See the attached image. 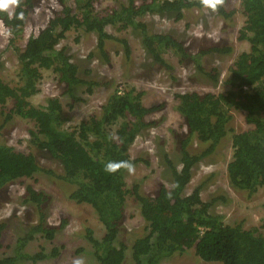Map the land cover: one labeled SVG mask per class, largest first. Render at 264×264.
Here are the masks:
<instances>
[{
    "label": "trees",
    "instance_id": "16d2710c",
    "mask_svg": "<svg viewBox=\"0 0 264 264\" xmlns=\"http://www.w3.org/2000/svg\"><path fill=\"white\" fill-rule=\"evenodd\" d=\"M229 1L222 0L215 10L211 7L207 10L231 21L239 9L230 7ZM36 2L19 0L11 18L9 11H0V20L11 33L8 48L17 52L19 78V85L13 86L0 74V106L12 103L4 122L0 123V203L3 190L18 179L38 180L44 175L54 181L61 180L67 185L69 199L90 204L105 227L100 237L87 228L85 237L90 248L82 246L77 250L78 254H92L95 264H163L189 250L207 262L264 264V220L261 226L246 228L244 221L225 223L223 214L213 212L216 201L228 200L222 192L216 198H202V190L213 173L206 182L189 190L195 167L215 155L219 145L228 138L233 146V155L226 167L229 185L249 197L264 187V0H242L240 11L245 21L239 39L246 40L249 49L234 59L225 80L226 91L175 94L178 102L175 107L184 118L186 133L173 132L180 156H176L177 161L160 143L159 155L164 166L160 174L164 181L152 192L143 190V179L128 183L136 165H151L149 158L133 156L131 147L146 129L157 124L149 116L162 105L148 107L142 90L118 86L101 105L100 113L91 114L75 126H66L69 118L65 108L73 111L74 104L84 101L83 96L93 93L103 82L93 79V69H83L75 61L69 46L60 44L70 31L77 32V42L83 34L93 33L97 45L89 58L110 63L108 47L116 42L126 63L133 54L128 34H133L139 38L144 58L153 63L145 61L142 66L148 65L152 71L158 66L174 70L169 61L177 57L180 63H193L216 84L219 69H206L203 57L212 54L221 58L233 48L217 44L193 53L176 35L155 32L142 19L151 14L180 21L186 10L206 8L201 0H143L140 3L129 0L106 12H97L94 0H58L61 9L21 47L18 42ZM21 14L23 18H19ZM109 26L113 32L107 30ZM44 70L56 73L59 82L65 85L63 95L69 97L67 103L62 102L61 96L49 97L40 106L31 103L30 98L40 91ZM236 111L244 114L250 125L248 130L237 132L233 127ZM16 117L34 124L29 130L26 152L17 150L5 139L4 131ZM195 141L198 148L191 152L189 147ZM42 157L53 160L57 168L42 165ZM110 162L115 171H106ZM130 198L137 203L145 225L142 234L129 244L123 238V224ZM20 199L24 206L35 209L37 221L19 230L12 253L1 256L0 264L37 263L59 254L56 246L51 252L46 248L29 252L32 242L38 238L52 241L66 224L65 221L61 226L48 223L44 206L48 195L28 185ZM6 227V222L0 223V239Z\"/></svg>",
    "mask_w": 264,
    "mask_h": 264
},
{
    "label": "rangeland",
    "instance_id": "374dc122",
    "mask_svg": "<svg viewBox=\"0 0 264 264\" xmlns=\"http://www.w3.org/2000/svg\"><path fill=\"white\" fill-rule=\"evenodd\" d=\"M129 0H94V6L97 12L111 11L122 3H128ZM143 0H135L140 3ZM242 0H230L229 5L232 8L239 9L231 18V21L223 19L215 11L204 8L186 10L184 18L175 21L163 15L146 14L142 19L149 24L150 29L155 32L172 33L183 41L189 51L196 53L200 49L220 45H228L233 48L230 54L216 57L207 54L203 57V66L206 69L217 67L220 72L219 82L216 84L205 75H202L193 63H180L177 57L170 58V64L174 70L167 67H157L156 70L150 66H142L141 63L148 59L144 58L145 52L136 35L128 34L133 47V54L130 61L124 62V55L119 46L113 42L109 47L111 62L105 63L97 58H89L97 45L95 34H83L80 41H76L77 32L70 31L67 38L60 46H69L71 53L75 55V61H78L83 69H93L92 77L95 80H101L103 84L95 87L93 93L85 94L84 101L74 104V110H66V126L72 127L80 121L88 119L93 113H100V108L106 102L109 95L116 87L125 88L135 86L144 92V103L148 107L161 106L149 116L150 120L157 122L144 134L140 135L131 147L133 156H142L150 159L151 165L138 164L130 172L128 183L136 179H143V190L152 192L158 188L159 183L164 181L160 174L161 166L160 143L166 148L170 156L176 158L179 155L178 146L175 143L173 132L186 133L184 118L176 110L178 102L175 99L176 93L196 91L199 93L225 92L227 85L225 80L229 75V69L234 63V59L243 51L249 49V43L246 40L239 39V31L244 25L245 16L240 11ZM14 7L9 11L14 12ZM61 9L58 0H37L36 7L27 18L24 26V34L18 45L24 47L31 35H36L45 28L51 18ZM108 31L113 32L109 26ZM127 36V33H126ZM11 38L9 28L0 20V74L5 81L13 86L19 85L17 52L8 48ZM153 64V63H152ZM65 85L60 83L56 73L50 70L43 71V78L40 81V91L30 98L32 104L36 106L46 104L49 97L61 96L63 103L69 101V97L63 95ZM12 103L2 107L0 106V123L4 122L6 114L11 109ZM33 123L16 117L9 123L4 131L5 139L17 150L28 151L27 140L29 130L33 128ZM233 127L237 132H243L250 128L246 123L243 113L234 112ZM164 137L166 141H163ZM166 143V144H164ZM198 148V142L195 141L189 150L194 151ZM203 146L200 147V150ZM233 146L231 138L225 139L218 148L215 155L207 157L195 167L194 177L189 184V190L199 185L202 181H207V177L213 173L214 176L208 181L202 190V198L209 200L216 198L220 192L226 194L228 200H218L212 207L213 212L223 214L225 223H234L235 221H244L246 228L261 226L264 220V187L253 195L248 196L243 192L234 190L229 185L227 175V164L232 158ZM178 156L177 158H179ZM177 158L175 161H177ZM42 165L57 168L53 160L42 157ZM181 166V164H179ZM156 170V172H153ZM28 185L33 188L44 191L48 195V201L44 205L48 213V223L53 226H61L56 237L50 241L45 238H38L29 247V252L34 253L41 249L51 252L56 246L59 248V254L52 258L41 260L37 263L31 261L25 264H73L76 259H82L83 264H95L93 255L86 253L78 254V249L82 246L89 247L88 240L85 237L87 228L94 230V234L100 237L105 232V227L100 221L94 208L90 204L76 203L69 199L67 185L61 180L54 181L51 177L41 175L38 180L34 178L18 179L9 184L2 192V201L0 203V223L6 222L7 227L3 231L0 239V257L12 253L13 248L19 236V230L34 224L37 221V214L34 208H29L21 203L20 197L25 193ZM145 225V220L140 215L138 205L132 198L129 200L126 209V217L123 224V238L129 244L135 236L141 235ZM163 264H221L217 262H207L195 255L193 250H189L182 255H175Z\"/></svg>",
    "mask_w": 264,
    "mask_h": 264
},
{
    "label": "clouds",
    "instance_id": "9594fccd",
    "mask_svg": "<svg viewBox=\"0 0 264 264\" xmlns=\"http://www.w3.org/2000/svg\"><path fill=\"white\" fill-rule=\"evenodd\" d=\"M222 0H201V3L204 7H211L213 10L217 7L219 3H221ZM19 4V0H0V11H9V9L13 6H16ZM13 15L12 11H9V17ZM19 18H23L22 14ZM116 168L114 165L110 162L108 165H106V171H115ZM131 166H129V171H131ZM73 264H83L82 259H76Z\"/></svg>",
    "mask_w": 264,
    "mask_h": 264
}]
</instances>
